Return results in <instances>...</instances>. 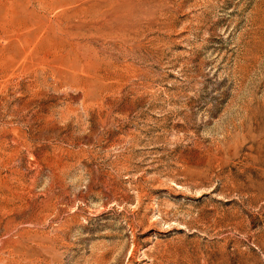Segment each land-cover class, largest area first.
<instances>
[{"label":"rangeland","instance_id":"rangeland-1","mask_svg":"<svg viewBox=\"0 0 264 264\" xmlns=\"http://www.w3.org/2000/svg\"><path fill=\"white\" fill-rule=\"evenodd\" d=\"M7 4L0 264H264V0Z\"/></svg>","mask_w":264,"mask_h":264},{"label":"bare ground","instance_id":"bare-ground-1","mask_svg":"<svg viewBox=\"0 0 264 264\" xmlns=\"http://www.w3.org/2000/svg\"><path fill=\"white\" fill-rule=\"evenodd\" d=\"M49 1V0H48ZM77 1V0H76ZM6 2V1H5ZM8 2V1H7ZM26 2V1H25ZM51 2V1H50ZM42 3H43V1H42ZM79 3V2H78ZM77 3V4H78ZM82 3V2H81ZM85 4V3H84ZM91 4V3H90ZM41 5H44V4H41ZM75 5V4H74ZM79 5V4H78ZM38 6H39V4H38ZM86 6V5H85ZM84 6V7H85ZM88 6V5H87ZM36 7V6H35ZM34 7V8H35ZM83 7V6H82ZM89 7H92V6H89ZM88 7V8H89ZM69 8V7H68ZM67 8V9H68ZM87 8V9H88ZM41 9H43L44 10V8H41ZM48 8L46 7V10H47ZM50 9V8H49ZM52 9H54V8H52ZM51 9V10H52ZM46 10H45V12H46ZM50 10V11H51ZM56 11V10H55ZM68 11V10H67ZM77 11H78V9H77ZM88 11V10H87ZM38 12V11H37ZM43 12V11H42ZM48 12V11H47ZM46 12V13H47ZM80 12V11H79ZM95 12V11H94ZM41 13V12H40ZM52 14V13H51ZM6 15H8L10 18H11V27H13V28H16V29H24L28 24V22L26 23V21H25V19L27 18V16H33V14H31V13H28V12H26L23 8H20L19 6H15V5H10V4H7V5H2L1 7H0V16L3 18V16L5 17ZM59 16V13H55L54 14V16H53V18H55V20L57 21L58 19L56 18V17H58ZM43 17V16H42ZM48 17H49V15H48ZM80 17V16H79ZM9 18V19H10ZM5 20H6V18H5ZM8 20V19H7ZM7 20L6 21H4V22H7ZM52 20H54V19H52ZM54 20V21H55ZM40 21V20H39ZM60 22V21H59ZM32 23V22H31ZM54 24V23H53ZM59 24V23H58ZM39 25V24H38ZM9 26V25H8ZM9 26V27H10ZM10 27V28H11ZM29 27H30V25H29ZM7 28V27H6ZM9 28V29H10ZM39 28V27H38ZM58 28V27H57ZM40 29V28H39ZM63 29V28H62ZM41 30H42V32H48V31H50V30H53V28H51L50 29V27H49V25H48V23L46 24V25H42L41 26ZM41 32V33H42ZM50 34V33H49ZM59 34V33H58ZM43 35V34H42ZM51 35V34H50ZM48 37V36H47ZM52 37V36H51ZM61 38H63V37H61ZM30 41V39H27V41ZM55 41V40H54ZM55 48H56V46H55ZM60 50V49H59ZM56 52H58L57 51V49L55 50Z\"/></svg>","mask_w":264,"mask_h":264}]
</instances>
